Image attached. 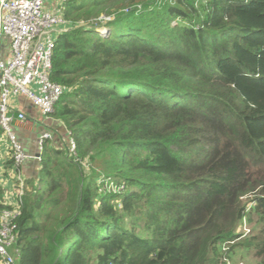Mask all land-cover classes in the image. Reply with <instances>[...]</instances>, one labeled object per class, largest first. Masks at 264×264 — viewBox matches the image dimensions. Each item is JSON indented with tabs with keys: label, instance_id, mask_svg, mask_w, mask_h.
Listing matches in <instances>:
<instances>
[{
	"label": "trees",
	"instance_id": "16d2710c",
	"mask_svg": "<svg viewBox=\"0 0 264 264\" xmlns=\"http://www.w3.org/2000/svg\"><path fill=\"white\" fill-rule=\"evenodd\" d=\"M62 17L54 117L76 154L44 142L16 264H264V0H66Z\"/></svg>",
	"mask_w": 264,
	"mask_h": 264
},
{
	"label": "built area",
	"instance_id": "2783aa9c",
	"mask_svg": "<svg viewBox=\"0 0 264 264\" xmlns=\"http://www.w3.org/2000/svg\"><path fill=\"white\" fill-rule=\"evenodd\" d=\"M47 1L0 0V34L7 36L11 42V58L8 61H0V127L10 142L17 197L14 206L8 205L7 199L4 198L6 205L12 208L0 212V264H16L20 256V250L16 247L17 221L21 215L25 180L19 169L28 159L10 127L16 120L27 121L26 113L14 114L10 100L13 96H24L43 114L52 115L65 92L64 88L52 79L53 55L57 38L67 32L71 24L62 17V6L66 0H58L54 13L46 9ZM112 19V16L101 15L94 24H105ZM100 32L102 35L107 34L105 27ZM51 139L49 132L40 137L39 155L36 156L39 163L43 144ZM67 149L70 154H76V144L71 137Z\"/></svg>",
	"mask_w": 264,
	"mask_h": 264
},
{
	"label": "crops",
	"instance_id": "0c3cea01",
	"mask_svg": "<svg viewBox=\"0 0 264 264\" xmlns=\"http://www.w3.org/2000/svg\"><path fill=\"white\" fill-rule=\"evenodd\" d=\"M46 9L52 12L53 7H46ZM10 58V39L0 34V61H8ZM10 106L14 114L18 112L26 113L27 121H14L12 131L16 134L24 153L28 157L19 171L24 176V180L34 182L37 180L39 173V162L36 160V156L39 155L40 137L49 132L52 139L48 141L56 147L59 145L58 148H64L68 146L70 140L69 130L62 120L55 118L54 114H43L24 96H13L10 100ZM3 133L4 131L0 127V187L4 190V198L7 199L8 205L14 206L17 202L14 188L16 173L8 165L11 156L10 142Z\"/></svg>",
	"mask_w": 264,
	"mask_h": 264
},
{
	"label": "rangeland",
	"instance_id": "374dc122",
	"mask_svg": "<svg viewBox=\"0 0 264 264\" xmlns=\"http://www.w3.org/2000/svg\"><path fill=\"white\" fill-rule=\"evenodd\" d=\"M59 1L58 0H48L46 3V7H53L52 12L54 13L56 11V5ZM105 18V17H104ZM111 21V20H110ZM108 21V22H110ZM12 129V125H10ZM13 132V131H12ZM14 133V132H13ZM4 134V133H3ZM15 134V133H14ZM6 136V134H4ZM16 135V134H15ZM17 137V136H16ZM59 145H57L58 147ZM56 147V146H55ZM11 153V151H10ZM24 164V163H23ZM247 229V224L244 225V233L247 234L248 230ZM230 264H256L255 258L253 256V253L249 254L247 251L244 250H238L236 254L233 256L232 263Z\"/></svg>",
	"mask_w": 264,
	"mask_h": 264
}]
</instances>
